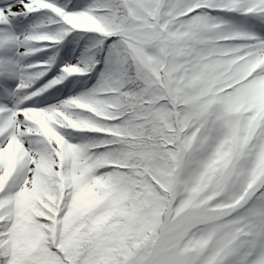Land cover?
<instances>
[{
    "label": "snow or ice",
    "instance_id": "1",
    "mask_svg": "<svg viewBox=\"0 0 264 264\" xmlns=\"http://www.w3.org/2000/svg\"><path fill=\"white\" fill-rule=\"evenodd\" d=\"M0 264H264V0H0Z\"/></svg>",
    "mask_w": 264,
    "mask_h": 264
}]
</instances>
